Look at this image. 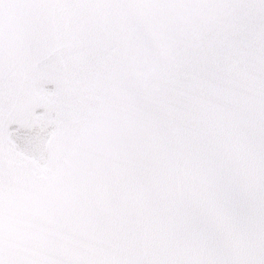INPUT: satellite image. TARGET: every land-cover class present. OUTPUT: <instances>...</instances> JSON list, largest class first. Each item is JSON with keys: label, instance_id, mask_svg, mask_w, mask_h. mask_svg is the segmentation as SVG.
I'll list each match as a JSON object with an SVG mask.
<instances>
[{"label": "snow or ice", "instance_id": "1", "mask_svg": "<svg viewBox=\"0 0 264 264\" xmlns=\"http://www.w3.org/2000/svg\"><path fill=\"white\" fill-rule=\"evenodd\" d=\"M0 264H264V0H0Z\"/></svg>", "mask_w": 264, "mask_h": 264}]
</instances>
